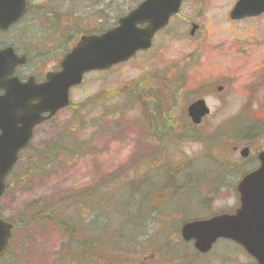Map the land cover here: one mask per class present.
<instances>
[{
	"label": "rangeland",
	"instance_id": "obj_1",
	"mask_svg": "<svg viewBox=\"0 0 264 264\" xmlns=\"http://www.w3.org/2000/svg\"><path fill=\"white\" fill-rule=\"evenodd\" d=\"M140 1L53 2L107 30ZM236 1L184 0L150 49L87 73L70 90L71 105L35 128L7 178L0 216L14 223L63 195L73 227L84 224L80 233L106 232V238L90 237V248L78 240L67 246L66 232L55 225H21L3 263L175 264L181 256V264H253L227 240H218L205 256L177 242L184 221L238 207L236 182L264 150V14L233 21L229 12ZM36 19L0 34V46L16 44L30 58L25 69L43 77L56 69L65 46ZM198 99L210 113L196 129L186 111ZM251 124L263 130L254 133ZM244 146L248 159L238 153ZM32 149L39 157L29 158Z\"/></svg>",
	"mask_w": 264,
	"mask_h": 264
},
{
	"label": "water",
	"instance_id": "obj_2",
	"mask_svg": "<svg viewBox=\"0 0 264 264\" xmlns=\"http://www.w3.org/2000/svg\"><path fill=\"white\" fill-rule=\"evenodd\" d=\"M182 1L143 0L120 17L115 27L82 35L60 61V69L48 72L42 83H36L33 77L20 81L14 71L25 63L26 56H18L12 47L0 50V197L5 178L32 138L34 127L68 106L69 89L80 84L86 73L107 70L149 49L155 33L179 11ZM25 11L26 0H0V31L7 30ZM263 12L264 0H238L229 16L240 20ZM196 28L193 24L190 35ZM208 113L203 99L187 108L195 124ZM240 155L247 156L248 148L240 150ZM258 160L259 167L245 174L236 186L240 206L234 213L189 221L181 227L183 239L193 240L198 251L206 252L218 238H224L241 245L257 264H264V151L258 154ZM11 234V225L0 218V257Z\"/></svg>",
	"mask_w": 264,
	"mask_h": 264
},
{
	"label": "trees",
	"instance_id": "obj_3",
	"mask_svg": "<svg viewBox=\"0 0 264 264\" xmlns=\"http://www.w3.org/2000/svg\"><path fill=\"white\" fill-rule=\"evenodd\" d=\"M53 1L54 0H50L49 2L42 3V4H34L32 1L28 2V12L25 17L26 18L25 20H29L28 22H30L32 21V19L37 18L36 20H39V21L43 20L44 22L48 23L46 26L47 27L46 33L48 34L49 38L61 40V43H63L65 46L64 52H67L72 47V45L75 43L76 39H74V37H77L80 34L98 33V32L105 30V28H100L101 26L100 22L96 25H89L85 23L83 18H80L78 16L72 17L71 14L68 13L69 11H67V7L66 6L63 7L62 2H59V4L54 6ZM61 23L62 24L64 23V27L59 29V25H61ZM69 39L72 40L71 41L72 45L71 43H68L70 42L68 41ZM12 45L14 46L16 50H18L16 47L17 46L16 44H12ZM251 125L252 127H254L252 129L254 133H256L257 131L263 130L262 126H258L256 124H251ZM250 132L252 131L250 130ZM212 144L213 143L210 144L209 148L211 147ZM34 151L35 150L32 149L31 156L29 157L30 159L33 157H39V152H36V151L34 152ZM52 155L54 158H56L57 153L55 154L52 153ZM50 161L53 162V159ZM8 186H9V183H7V187ZM67 199L68 197L66 196L57 195L56 197L54 196L48 200H45V202L41 204L40 208H37L36 210H33L31 212L25 213V215L22 214L21 217H18L17 222H14V223L11 222L12 231H13L12 238L15 235V232H17V228H19L18 226L21 227V225L24 227H28L31 224L37 225V224L48 222L49 224L55 225L59 229H63L64 231H70L71 229H74L73 227L74 222L72 220L71 215H69L68 217L69 206L65 202L67 201ZM75 224H77V222H75ZM83 226L84 224L80 225L78 228L83 227ZM10 248H11V244L6 252V256H7V253L10 252ZM2 261L3 259L0 260V264L1 263L5 264ZM15 262H16V259L14 260L11 259L9 261V264H16Z\"/></svg>",
	"mask_w": 264,
	"mask_h": 264
},
{
	"label": "flooded vegetation",
	"instance_id": "obj_4",
	"mask_svg": "<svg viewBox=\"0 0 264 264\" xmlns=\"http://www.w3.org/2000/svg\"><path fill=\"white\" fill-rule=\"evenodd\" d=\"M17 51V54L18 55H22V53L23 52H21V51H19L18 52V50H16ZM26 54V53H25ZM27 55V54H26ZM27 57H28V55H27ZM28 62H29V57L27 58V62L24 64V65H22V66H19V67H17V69H16V71H15V74H16V76L20 79V81H22V82H24L28 77H33L34 78V81L36 82V83H42V82H44V80H45V77H46V73L43 75V77H39V76H36L35 74H34V72H32V71H30V70H26L25 69V67L28 65ZM59 69V65L56 67V69H54V70H50V71H56V70H58ZM50 71H48V72H50ZM3 92L0 90V95L2 94ZM50 120V119H49ZM201 124V123H200ZM200 124H198V125H195V124H190V126L191 127H193V128H196L197 129V127L198 126H200ZM29 146V145H28ZM25 147L24 149H22L20 152H19V154H18V156H19V158L21 157V154L25 151V150H27L29 147ZM250 155L251 154H249V156L247 157V158H245V159H248L249 157H250ZM19 162V160L17 161V163ZM17 163L14 165V168L17 166ZM6 183H7V180H6ZM134 184H136V183H138V181L137 182H133ZM139 183H141L140 181H139ZM6 186H7V184H6ZM137 190V187H134V186H132V192L134 193L135 191ZM235 190H236V188H235ZM104 200V199H103ZM184 203L186 204V203H188L186 200L184 201ZM235 210H233V211H229V213H231V212H234ZM221 213V212H220ZM220 213H217V214H220ZM217 214H214V215H217ZM97 216H98V213H97ZM212 216V215H211ZM210 216V217H211ZM195 218H198V219H200L199 217H195ZM193 219V218H192ZM80 230H82V229H79V228H77V229H71L70 231H65L66 233V239H67V246H69V245H72L75 241H77L78 243H80V245H78L79 247H83V248H90L91 246H93L94 245V242L92 241V239H94V238H96L97 239V242H98V240L100 239V237H102V236H104V238L102 239V240H99L100 242H104V240H105V238H106V235H105V233L106 232H104V233H102V232H100V233H98V234H94V235H90L89 233H86V234H84V233H80L79 231ZM78 233H79V235H78ZM130 233H131V231H130ZM78 236H80L81 238L82 237H84L82 240H80L79 238H78ZM95 236H97V237H95ZM85 237H87L88 239L87 240H85ZM92 239H91V238ZM134 242V241H133ZM178 243H182L183 245H187V243L188 244H190L191 245V247L193 248V245H192V242H186V241H183L181 238H180V240H178L177 241ZM138 244H140V243H138ZM137 244V245H138ZM135 247V245H132V249ZM134 251V250H133ZM211 251V250H210ZM209 251V252H210ZM197 255H203V256H205V255H207L209 252H205V253H199L198 251L196 252V251H194ZM5 256H6V253H4V255L2 256V259H4L5 258ZM186 256V254L184 255V257ZM178 260H180V261H175V264H181V256L179 257V259ZM158 262V261H157ZM129 264H157L156 262H150V263H148V262H136V261H133V262H131V263H129ZM159 264V263H158Z\"/></svg>",
	"mask_w": 264,
	"mask_h": 264
}]
</instances>
